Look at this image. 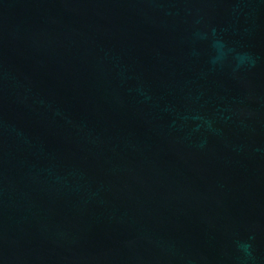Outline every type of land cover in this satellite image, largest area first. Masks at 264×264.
Instances as JSON below:
<instances>
[{
  "label": "water",
  "instance_id": "95a60500",
  "mask_svg": "<svg viewBox=\"0 0 264 264\" xmlns=\"http://www.w3.org/2000/svg\"><path fill=\"white\" fill-rule=\"evenodd\" d=\"M0 264H264V0H0Z\"/></svg>",
  "mask_w": 264,
  "mask_h": 264
}]
</instances>
